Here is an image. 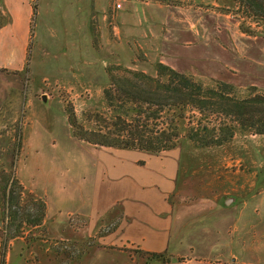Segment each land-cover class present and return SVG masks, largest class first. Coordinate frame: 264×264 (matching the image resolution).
Listing matches in <instances>:
<instances>
[{
    "label": "crops",
    "instance_id": "crops-1",
    "mask_svg": "<svg viewBox=\"0 0 264 264\" xmlns=\"http://www.w3.org/2000/svg\"><path fill=\"white\" fill-rule=\"evenodd\" d=\"M61 2L60 6L59 0H0V68L20 71L28 65L33 20L40 16L43 30L44 13L52 20L56 17V22L64 15L72 26L73 33L63 39L53 28L48 44L42 46L60 41L56 47L62 51L70 44L77 61L69 69L77 64L89 69L97 66L91 52L95 32L105 54L128 53L134 60L132 52L138 50L146 62L160 61L197 79L213 78L238 87L264 85V34L243 32L236 13L171 7L152 0ZM190 45L196 47L191 55L203 59L205 69L180 68L181 47ZM89 146L95 151L92 170L85 174L81 210L67 213L83 218L85 226L66 225L68 217L57 221L58 230L53 232L48 225V202L43 219L51 241L79 251L69 264H142L143 256L134 250L165 255V260L148 264H264V179L241 180L232 173L225 184H219L208 172L203 180L187 184L180 179L185 172L176 149L148 154ZM228 199L232 200L226 203ZM109 219L114 225L105 230L103 224ZM1 245L0 237V259ZM28 246L22 238L10 240L4 264H43L41 258L31 260L43 254L35 245ZM60 247H54L55 256L61 255L56 253Z\"/></svg>",
    "mask_w": 264,
    "mask_h": 264
},
{
    "label": "rangeland",
    "instance_id": "rangeland-1",
    "mask_svg": "<svg viewBox=\"0 0 264 264\" xmlns=\"http://www.w3.org/2000/svg\"><path fill=\"white\" fill-rule=\"evenodd\" d=\"M61 1L59 0L60 6ZM152 1L166 4L160 0ZM172 1L175 4L166 5L199 7L204 12L212 10L229 15L235 13L232 0H216L217 4L213 5L207 0ZM40 19L39 16L33 20L34 36L30 40L28 65L20 71L0 68V184L9 185L14 172V176L23 186V192L18 196L19 207L5 214L2 213L0 206L2 218L0 230L6 235V246L10 240L22 238L28 247L33 249L35 245L39 249L37 250L39 254L40 252L43 254V257H30L33 262L41 258L43 264H57L64 259L62 253L55 256L54 247L60 246L58 243L55 244L54 240L51 241V235L46 232V225L43 222L41 225L45 231L34 225L40 212V201L45 203V212L46 202L49 203L48 225L53 232L57 231L59 224L57 221L67 219L69 217L67 213L81 210L80 201L85 195L83 192L85 174L92 170L95 151L89 146L91 144L72 135L64 112L65 104L73 105L78 119L89 129L93 122L84 119L86 113L108 114L102 93L103 88L109 83L107 67L121 65L123 68L140 71L144 69L146 73L154 74L155 64L160 61L146 62L144 54L138 50L132 52L135 55L134 60L128 53L107 51L105 54L100 51V40L94 32L91 52L94 55L92 61H96L97 66L89 69L87 66L77 64L75 69H69V65L77 61L76 52L70 44L62 51H57L56 47L60 41L45 49L42 46L48 44L46 39L53 28L59 30L57 36L63 39L66 38L65 35L73 33L70 30L72 26L66 22L64 15H60L56 22V17L53 16L52 20L43 13L41 23L46 20L47 24L42 30L39 25ZM263 26H255L260 30H257L259 34H264ZM76 31L78 38L81 39V34H78L79 28ZM68 38L70 39V36ZM83 46L84 43H81L80 47ZM85 47H88L87 43ZM195 48L194 45L181 47L184 58L179 65L180 68H187L193 72H198L197 70L203 67L205 69L203 66L205 61L191 55ZM114 72L119 76L123 74L122 69ZM212 79L198 80L204 84H211ZM249 86L254 85L236 87L245 93ZM255 86L258 90L264 91V85ZM174 149L179 152L180 168L185 172L180 179L187 184L197 179L203 180L208 177V172H211L209 177L217 178L219 184H225L232 173H235V178L239 177L241 180L255 177L264 179V134L236 131L230 142L210 148H196L188 141L181 140ZM10 173L9 178L7 175ZM10 189L14 191L15 196L18 188L11 186ZM53 216L56 217V221L53 220ZM68 219L66 225L86 224L83 218L76 215ZM114 222L112 219L104 222L105 230L110 229ZM63 249L64 246L62 252ZM65 250L71 251L70 247ZM32 255H35L34 252Z\"/></svg>",
    "mask_w": 264,
    "mask_h": 264
},
{
    "label": "trees",
    "instance_id": "trees-1",
    "mask_svg": "<svg viewBox=\"0 0 264 264\" xmlns=\"http://www.w3.org/2000/svg\"><path fill=\"white\" fill-rule=\"evenodd\" d=\"M160 1L175 4L172 0ZM232 1L235 13L241 18L240 29L254 35L257 32L255 26L264 25V0ZM120 69L123 74L116 75L114 70ZM106 72L109 83L102 93L108 114L86 113L84 119L93 122L91 128L84 127L71 103L64 106L71 133L80 141L158 154L176 148L181 140L196 148H210L230 142L236 131L264 134V91L256 86L247 87L243 93L233 84L218 79L204 84L193 75L162 62H156L154 74L121 65L107 67ZM17 136L20 137V130ZM10 175L7 176L10 178ZM11 177L9 185L0 184V206L5 214L19 207L18 196L23 192L14 172ZM11 186L18 188L15 196ZM40 204L34 225L45 231L41 225L45 203L40 201ZM1 236L0 264H4L7 246L3 230H0ZM61 249H56V253H62L65 260L58 264H69L79 255V251L71 248L67 251L64 247L63 252ZM134 252L144 257L142 264L154 259L165 260L163 253Z\"/></svg>",
    "mask_w": 264,
    "mask_h": 264
},
{
    "label": "water",
    "instance_id": "water-1",
    "mask_svg": "<svg viewBox=\"0 0 264 264\" xmlns=\"http://www.w3.org/2000/svg\"><path fill=\"white\" fill-rule=\"evenodd\" d=\"M230 200H232V199H228V200H226V203H229V202H230Z\"/></svg>",
    "mask_w": 264,
    "mask_h": 264
}]
</instances>
